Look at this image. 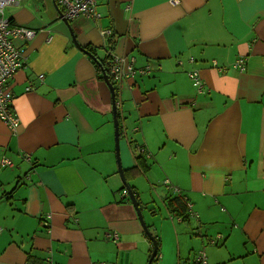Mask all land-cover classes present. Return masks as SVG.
<instances>
[{
	"label": "crops",
	"instance_id": "crops-1",
	"mask_svg": "<svg viewBox=\"0 0 264 264\" xmlns=\"http://www.w3.org/2000/svg\"><path fill=\"white\" fill-rule=\"evenodd\" d=\"M55 6L5 8L36 35L14 41L26 56L6 85L17 131L0 120V161L12 163L0 164V264L145 263L148 239L117 172L110 90ZM96 9L98 21L68 20L80 45L148 69L119 79L115 98L122 172L159 239L156 264L202 248L208 264H264V0H97ZM134 144L150 156L142 168ZM175 189L195 217L170 215Z\"/></svg>",
	"mask_w": 264,
	"mask_h": 264
},
{
	"label": "built area",
	"instance_id": "built-area-1",
	"mask_svg": "<svg viewBox=\"0 0 264 264\" xmlns=\"http://www.w3.org/2000/svg\"><path fill=\"white\" fill-rule=\"evenodd\" d=\"M57 7L61 10L64 17L67 20L83 17L84 19L98 21L101 14L96 9L97 0H55ZM20 0H0V120L6 125L11 132L15 133L18 128L19 119L17 115L12 112V94L7 89L6 85L10 78L13 77L15 72L19 71L24 66L26 56L22 53L20 48L15 45V40H22L29 42L36 35V30L24 26H20L11 22L4 13V8L7 6H17ZM101 35L108 37L111 35V29L101 30ZM109 54V73L110 76L115 79L118 84L113 85L116 90H119V79L131 78L136 75L137 69L134 68V59L125 58L120 56H113L111 52ZM192 62V58H190ZM216 64L212 61V65ZM140 73H145L148 69H139ZM188 76L193 80L194 85L197 86L198 91L201 89V80L195 72H189ZM42 78V76L40 77ZM29 89V87L27 88ZM8 158H3L0 164L3 166H11L12 163ZM123 194L127 195L126 190L122 191ZM49 217V216H48ZM107 239L116 240L117 236L114 232H108L106 235ZM220 235L216 238L211 239L209 242L214 244ZM206 255L203 250L199 251L195 257L193 264H207ZM27 264V263H25ZM40 264H52L49 258H46ZM90 264H115L111 262H91Z\"/></svg>",
	"mask_w": 264,
	"mask_h": 264
},
{
	"label": "trees",
	"instance_id": "trees-1",
	"mask_svg": "<svg viewBox=\"0 0 264 264\" xmlns=\"http://www.w3.org/2000/svg\"><path fill=\"white\" fill-rule=\"evenodd\" d=\"M87 50H89V51H92V49L89 47V46H87V47H85ZM103 65H104V63H105V65H104V68H105V70L107 69V68H109V63H108V60H107V58L105 59V61L104 62H102V61H100ZM96 63V62H95ZM106 66V67H105ZM99 69H101L100 67H99V65L96 63V68H95V70H97V72H101ZM107 71V73H108V76L110 75V73L108 72V70H106ZM190 72H195L197 75H198V77H199V74H198V72L197 71H190ZM189 77V76H188ZM188 79H190V77L188 78ZM191 80V83H192V86L194 87V88H197V86L196 85H194V82H193V80L192 79H190ZM198 89V88H197ZM118 92H119V90H116L115 89V93L116 94H118ZM120 94V93H119ZM117 96V95H116ZM118 101V102H117ZM121 106V102L118 100V98H116V107L115 108H117V116H118V110H119V108H118V106ZM118 118H119V116H118ZM131 149H132V154H133V158H135V160H136V162L137 163H139V166L142 168L143 166H144V164H145V160H143V157L144 158H148V157H150L149 155H148V151L146 150V148L144 147V146H142V145H136V144H134V145H131ZM133 169H135V168H133ZM136 170V169H135ZM136 176H138V173L136 172V174L133 176V177H131V179H133L134 177H136ZM123 188V190L125 189L124 187H122ZM122 190V191H123ZM173 191H175V193H172L171 192V195L170 194H168L169 196L166 198V208H168V211L170 212V215L174 218V219H177L178 221H186L187 219H189V217L191 216V217H195V215L192 213V211H191V205H190V202L188 201V199L184 196V195H182L181 194V192H179V190H177V189H175V190H173ZM49 215H45V218H46V220H44V221H42V225L43 224H46L49 220H50V217H48ZM146 226H147V228L149 229L150 228V226L149 225H147L146 224ZM196 230H199V226H196V228H195ZM149 231H150V229H149ZM144 232V231H143ZM150 233H151V235H153L154 236V238L156 239V243H157V253H156V255H155V258H153L152 259V262H151V264H156V259L158 258V252H159V239L157 238V236L153 233V230H151L150 231ZM146 236V235H145ZM146 238L148 239V244H149V246H148V248H149V255H150V252H151V250H152V244H151V242H150V240H149V238L146 236ZM216 238V237H215ZM220 238H221V235H220ZM219 238V239H220ZM211 239H214V238H210L209 240H208V243L206 244V245H216L217 244V241L219 240V239H217L216 241H215V243L214 244H211L209 241L211 240ZM201 250H203L204 252H205V249L204 248H202V249H200V250H198L197 252H195L194 253V257L193 258H191V259H188L187 258V260H181L180 259V261H179V264H193L194 263V261H195V257L197 256V254H198V252L199 251H201ZM205 255L207 256V253L205 252ZM206 258V260H207V264H208V258L207 257H205ZM25 263H27V264H33V263H30V262H24L23 264H25ZM42 263V262H41ZM40 264V263H39Z\"/></svg>",
	"mask_w": 264,
	"mask_h": 264
},
{
	"label": "water",
	"instance_id": "water-1",
	"mask_svg": "<svg viewBox=\"0 0 264 264\" xmlns=\"http://www.w3.org/2000/svg\"><path fill=\"white\" fill-rule=\"evenodd\" d=\"M55 8L57 10H59L58 12H59V14H60V16L62 18L61 20L69 28V33L71 35V39L73 41V45L77 49H79L80 51H82L83 53H85L88 57H91L94 60V62H96L99 65V67L101 68L99 70L101 71L102 79L105 81L104 83L107 84V86H108V88L110 90V93H111L110 95H111L112 104H113V106H111V108H112V113H113V119H112V121L114 123V132L113 133H114V141H115V145H114L115 146V157H116L115 159H116L117 168H118V171L117 172L119 173L120 178L122 180V183L124 185V188L126 190V193H127L126 196L129 198L130 202L132 203V205L134 207V210L136 211V215H137V218H138V222L140 223V225H141V227H142V229L144 231L143 234L146 235L149 238V240H150V242L152 244V250L150 252V255H149L148 259H146L147 260L146 264H151L152 259L155 258V255L157 253V247H156L157 246V243H156V239L154 238V236L151 235V233H150L149 229L147 228L145 222H143L144 219H143V216H142L141 209L139 208L138 200L135 197L136 194L133 192V190L131 189V187L129 186V184H127V180L125 179L124 172H122L123 170H122L121 162H120V159H119L120 158V151H119V146H118L119 145V133H118L119 132V123H118V120H117L118 119V116H117V108H115L116 107V98H115V94L116 93H115V90L113 88L112 83L110 82V78H109L107 72H105V70H103V69H105L104 68L105 63L103 65L96 57H94V54L91 51L85 49V47H83V46L80 45V43L76 39V36H75V34L73 32L72 27L70 26L69 21L67 20L66 17L63 16L61 10L59 9V7H57V4H56Z\"/></svg>",
	"mask_w": 264,
	"mask_h": 264
},
{
	"label": "rangeland",
	"instance_id": "rangeland-1",
	"mask_svg": "<svg viewBox=\"0 0 264 264\" xmlns=\"http://www.w3.org/2000/svg\"><path fill=\"white\" fill-rule=\"evenodd\" d=\"M18 6V5H17ZM7 7H9V6H7ZM6 7V8H7ZM4 10V13H5V8L3 9ZM7 14V13H6ZM5 14V15H6ZM101 18V17H100ZM108 38V37H107ZM107 49V45L105 46V50ZM107 51H103L101 48H96L95 49V53H96V56L98 55V60H100V61H102V62H104L105 61V56H106V53ZM136 74L137 75H140L141 73H140V70L139 69H137V72H136ZM122 81H125V79H123ZM145 195H146V193H145ZM142 212V211H141ZM142 216H143V219H144V221L143 222H145L146 220H145V218H144V215H143V213H142ZM197 221V223H198V225H199V222H198V220H196ZM146 224V223H145ZM197 225V226H198ZM141 237H142V235H141ZM149 257V256H148ZM134 258H135V260H129L128 262H125V261H123V263H122V261H119V264H146V262L144 263L143 261H141L142 260V258H140V256L139 255H136V256H134ZM140 260V261H139ZM111 263H115V264H117L116 263V261L115 262H111Z\"/></svg>",
	"mask_w": 264,
	"mask_h": 264
}]
</instances>
